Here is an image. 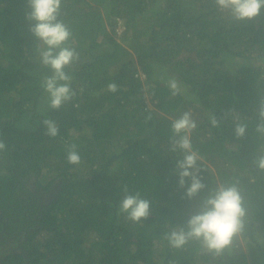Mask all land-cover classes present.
Wrapping results in <instances>:
<instances>
[{"label":"trees","instance_id":"obj_1","mask_svg":"<svg viewBox=\"0 0 264 264\" xmlns=\"http://www.w3.org/2000/svg\"><path fill=\"white\" fill-rule=\"evenodd\" d=\"M29 11L27 0H0V210L28 209L33 226L35 208L21 196L26 181L43 191L59 185L40 209L41 228L28 236L30 264H264V170L253 163L264 154L256 131L264 10L237 21L214 0H63L59 19L78 59L65 68L75 95L59 109L41 86L51 69L40 62ZM184 112L197 124L191 142L205 184L192 198L190 179L178 182L184 153L172 150L171 125ZM46 118L58 126L56 137L46 134ZM236 123L247 125L243 137ZM70 143L79 165L67 162ZM220 183L241 191L243 231L219 255L195 239L172 247L165 234L186 226ZM125 189L150 201L147 218L119 210ZM20 257L2 264H21Z\"/></svg>","mask_w":264,"mask_h":264},{"label":"clouds","instance_id":"obj_2","mask_svg":"<svg viewBox=\"0 0 264 264\" xmlns=\"http://www.w3.org/2000/svg\"><path fill=\"white\" fill-rule=\"evenodd\" d=\"M214 2L219 9L227 10L237 21L254 19L264 10V0H214ZM27 3L30 11L26 13V18L32 22L30 31L42 45L38 49L40 62L51 69V75L44 77L41 86L48 94L49 106L59 109L75 95L71 88L72 77L65 72V68L78 59V53L69 45L72 32L59 19L63 0H27ZM167 84L173 95L180 93L181 86L176 79H169ZM116 88L115 83L108 85L110 91H116ZM257 115L259 123L256 131L264 134V99L259 102ZM209 119L213 127L219 126L216 116L210 114ZM42 123L48 136L58 135L59 129L53 120L46 118ZM171 127L172 150L180 149L184 153L183 158L176 163L178 182L180 187H185L186 178L190 179L186 195L192 198L205 188L197 164L201 157L191 142V134L197 124L190 112H184L173 120ZM234 131L237 137H243L247 125L236 123ZM5 147V143L0 141V151ZM65 151L69 164L81 163L77 144H68ZM253 163L264 170V154H259ZM119 210L126 213L129 219L139 221L149 216L150 201L139 192L133 194L125 189ZM246 215L247 209L237 184L220 183L209 191L202 200L199 211L190 216L186 226L171 229L165 234V238L175 248H181L189 240L195 239L200 241L208 252L219 255L232 244L234 237L243 231Z\"/></svg>","mask_w":264,"mask_h":264},{"label":"flooded vegetation","instance_id":"obj_3","mask_svg":"<svg viewBox=\"0 0 264 264\" xmlns=\"http://www.w3.org/2000/svg\"><path fill=\"white\" fill-rule=\"evenodd\" d=\"M31 180L29 178L26 181L24 188L26 191L21 196L26 198L29 208L32 206L35 208V214L32 217L36 216L37 222H34L33 226L29 224L28 209L25 210V208L21 212L16 209L14 213L9 212L8 215H4V212L0 210V264L10 261L12 257L15 258L18 255L21 256V264H30L27 247L28 236L33 230L41 228L38 221L40 220L39 214L42 205L57 197L59 185L56 181H54V184H57L56 187L50 186L47 191H43L41 188L35 187Z\"/></svg>","mask_w":264,"mask_h":264},{"label":"rangeland","instance_id":"obj_4","mask_svg":"<svg viewBox=\"0 0 264 264\" xmlns=\"http://www.w3.org/2000/svg\"><path fill=\"white\" fill-rule=\"evenodd\" d=\"M122 28H123V20L120 19V18H118L115 29L119 32V30H121ZM146 101H147V100H146ZM147 103H149V101H147ZM44 235H45V231H42V230H41V231L39 232V235L36 236L35 238H42V237H44ZM13 260H14V257H12V258L10 259V261H13Z\"/></svg>","mask_w":264,"mask_h":264},{"label":"built area","instance_id":"obj_5","mask_svg":"<svg viewBox=\"0 0 264 264\" xmlns=\"http://www.w3.org/2000/svg\"><path fill=\"white\" fill-rule=\"evenodd\" d=\"M120 31V30H119Z\"/></svg>","mask_w":264,"mask_h":264}]
</instances>
